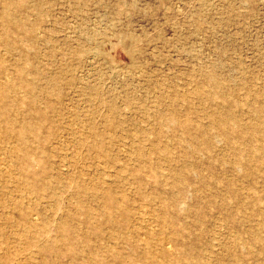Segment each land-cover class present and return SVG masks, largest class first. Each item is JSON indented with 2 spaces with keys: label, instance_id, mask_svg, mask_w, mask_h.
<instances>
[{
  "label": "rangeland",
  "instance_id": "1",
  "mask_svg": "<svg viewBox=\"0 0 264 264\" xmlns=\"http://www.w3.org/2000/svg\"><path fill=\"white\" fill-rule=\"evenodd\" d=\"M0 264H264V0H0Z\"/></svg>",
  "mask_w": 264,
  "mask_h": 264
},
{
  "label": "bare ground",
  "instance_id": "2",
  "mask_svg": "<svg viewBox=\"0 0 264 264\" xmlns=\"http://www.w3.org/2000/svg\"><path fill=\"white\" fill-rule=\"evenodd\" d=\"M5 75V74H4ZM22 95V94H21ZM8 149V148H7ZM13 174V173H12ZM27 186V185H26ZM133 224V223H132ZM138 226V225H137ZM148 231V230H147ZM144 237V236H143ZM168 248V247H167Z\"/></svg>",
  "mask_w": 264,
  "mask_h": 264
}]
</instances>
